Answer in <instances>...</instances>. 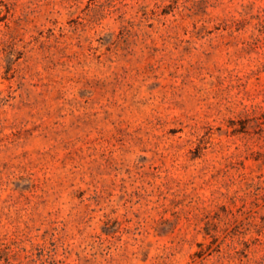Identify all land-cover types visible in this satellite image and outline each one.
Wrapping results in <instances>:
<instances>
[{
	"label": "rangeland",
	"instance_id": "374dc122",
	"mask_svg": "<svg viewBox=\"0 0 264 264\" xmlns=\"http://www.w3.org/2000/svg\"><path fill=\"white\" fill-rule=\"evenodd\" d=\"M0 264H264V0H0Z\"/></svg>",
	"mask_w": 264,
	"mask_h": 264
}]
</instances>
